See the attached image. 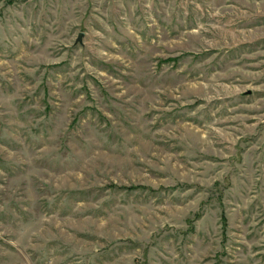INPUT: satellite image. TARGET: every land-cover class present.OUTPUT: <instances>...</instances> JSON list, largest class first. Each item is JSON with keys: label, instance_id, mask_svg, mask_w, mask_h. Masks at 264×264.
<instances>
[{"label": "rangeland", "instance_id": "obj_1", "mask_svg": "<svg viewBox=\"0 0 264 264\" xmlns=\"http://www.w3.org/2000/svg\"><path fill=\"white\" fill-rule=\"evenodd\" d=\"M0 264H264V0H0Z\"/></svg>", "mask_w": 264, "mask_h": 264}, {"label": "water", "instance_id": "obj_2", "mask_svg": "<svg viewBox=\"0 0 264 264\" xmlns=\"http://www.w3.org/2000/svg\"><path fill=\"white\" fill-rule=\"evenodd\" d=\"M82 35L83 34H80L79 37L77 38L78 41H81L82 40ZM246 93H250V90L246 91Z\"/></svg>", "mask_w": 264, "mask_h": 264}, {"label": "trees", "instance_id": "obj_3", "mask_svg": "<svg viewBox=\"0 0 264 264\" xmlns=\"http://www.w3.org/2000/svg\"><path fill=\"white\" fill-rule=\"evenodd\" d=\"M223 220H224V223L226 224V217L223 215Z\"/></svg>", "mask_w": 264, "mask_h": 264}]
</instances>
